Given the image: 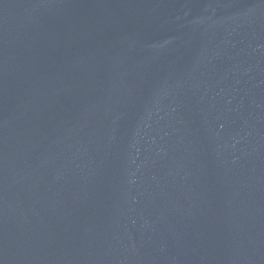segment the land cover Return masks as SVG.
Here are the masks:
<instances>
[{
  "label": "water",
  "instance_id": "1",
  "mask_svg": "<svg viewBox=\"0 0 264 264\" xmlns=\"http://www.w3.org/2000/svg\"><path fill=\"white\" fill-rule=\"evenodd\" d=\"M0 264H264V0H0Z\"/></svg>",
  "mask_w": 264,
  "mask_h": 264
}]
</instances>
